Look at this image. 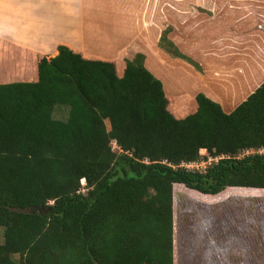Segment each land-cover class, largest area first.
<instances>
[{"label":"trees","instance_id":"1","mask_svg":"<svg viewBox=\"0 0 264 264\" xmlns=\"http://www.w3.org/2000/svg\"><path fill=\"white\" fill-rule=\"evenodd\" d=\"M37 73L0 82V264H175L176 184L264 190V82L231 113L199 93L178 118L140 52L120 75L62 43ZM202 150L217 159L187 168Z\"/></svg>","mask_w":264,"mask_h":264},{"label":"crops","instance_id":"2","mask_svg":"<svg viewBox=\"0 0 264 264\" xmlns=\"http://www.w3.org/2000/svg\"><path fill=\"white\" fill-rule=\"evenodd\" d=\"M83 3L0 0V82L36 80L38 58L56 56L62 43L88 57L115 61L122 75L125 60L138 52L128 53L122 48L110 55L87 46ZM228 3L205 12L173 9L177 20L171 25L169 39L201 70L160 48L144 51L146 67L163 82L170 108L178 118L197 110L199 93L231 113L264 82V27L258 28L246 12ZM165 15L168 17L169 11H163ZM152 55L160 66L152 65ZM170 70L177 75L176 89L172 91L166 78Z\"/></svg>","mask_w":264,"mask_h":264},{"label":"rangeland","instance_id":"3","mask_svg":"<svg viewBox=\"0 0 264 264\" xmlns=\"http://www.w3.org/2000/svg\"><path fill=\"white\" fill-rule=\"evenodd\" d=\"M229 1L233 8L246 12L258 28L264 27V0H83L84 41L95 51L110 55L122 48L128 53H143L146 63V49L160 48L170 53L165 42L160 45V39L163 34L170 38L171 25L177 20L173 13L175 7L205 12L217 5L224 7ZM167 10L168 17L162 16ZM151 58L152 65L160 66L155 56ZM166 78L168 88L172 87L170 91L176 89L175 70H170ZM57 116H61V112ZM113 148L119 151L115 143ZM201 154L204 157L198 162L200 170L217 159L205 150ZM85 185L83 180V192L87 190ZM3 232L0 227V244L5 241ZM174 262L264 264V190L228 188L221 195L210 196L176 184Z\"/></svg>","mask_w":264,"mask_h":264},{"label":"built area","instance_id":"4","mask_svg":"<svg viewBox=\"0 0 264 264\" xmlns=\"http://www.w3.org/2000/svg\"><path fill=\"white\" fill-rule=\"evenodd\" d=\"M260 152H264V149H261ZM184 165L190 169H194V168L198 169V162H192V163H188V164H184Z\"/></svg>","mask_w":264,"mask_h":264}]
</instances>
